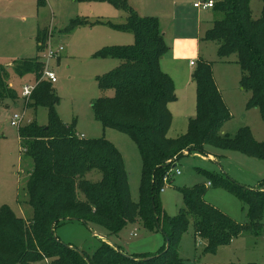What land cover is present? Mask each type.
<instances>
[{"label": "trees", "instance_id": "16d2710c", "mask_svg": "<svg viewBox=\"0 0 264 264\" xmlns=\"http://www.w3.org/2000/svg\"><path fill=\"white\" fill-rule=\"evenodd\" d=\"M85 1L109 2L126 10L127 22L113 26L136 37L134 45L110 47L99 53L118 59L120 64L99 77L101 95L93 103V110L105 127L128 133L138 145L143 159L140 201L132 198L118 148L105 138L81 137L74 125L59 116L56 107L60 98L53 83L42 78L45 61L41 53L49 35L40 34L39 56L15 62L19 75L33 74L37 82L26 99L27 106L49 109L46 125L32 120L19 129L22 146L34 161L28 196L35 213L26 219L17 217L8 207L0 209V264H152L160 257L162 264H181L177 245L192 219L195 234L207 241L208 252L230 244L240 234L264 227V187L248 188L227 176L211 173V184L223 186L247 206V223L237 222L208 203L204 199L205 183L181 189L184 208L178 215L164 212L160 201L164 178L187 150L190 154H205L209 153L207 146H214L264 159V143L255 141L248 126L239 128L233 136L222 134L221 128L232 115L214 80L213 63L204 59L193 72L198 96L196 117L190 119L186 134L169 138L172 113L168 105L177 96L173 79L161 68L169 47L159 19L141 16L128 0ZM251 1L214 0L212 9L218 17L203 38L216 41L221 59L236 55L241 84L251 91L247 107L258 109L264 120V8L255 17ZM81 23L73 19L68 29ZM10 78L7 67H0V103L19 97ZM94 171L101 175L99 180L87 178ZM66 220H81L110 239L127 224L139 221L148 231L162 233L165 244L148 261L144 258L149 255L129 257L104 241L92 254L82 250V256L76 247L55 235L57 225Z\"/></svg>", "mask_w": 264, "mask_h": 264}, {"label": "rangeland", "instance_id": "374dc122", "mask_svg": "<svg viewBox=\"0 0 264 264\" xmlns=\"http://www.w3.org/2000/svg\"><path fill=\"white\" fill-rule=\"evenodd\" d=\"M134 1L137 4L141 2ZM199 1L182 0L183 4H186L187 13L192 12L194 4ZM161 2L163 4L165 0ZM170 3L172 5V0ZM250 6L253 15L259 17L264 8V0H252ZM213 12V9L203 10V35ZM165 14L168 15V12H163V15ZM128 15L126 10L102 1L0 0V67H7L11 75L9 83L19 94L14 101L7 99L0 103V209L8 207L17 217L26 219L32 218L35 213L28 196L34 161L22 146L19 129L32 120L46 125L49 109L45 106H27L22 92L27 84L36 81L35 75H19L15 62L39 56L38 47L42 42L38 38L45 32L49 35L43 44L45 48L57 51L60 46L64 47L62 52L46 63L57 74L58 81L53 85L60 98L56 107L59 116L65 123L74 125L78 135L83 134L86 139L105 138L118 148L124 158L132 198L135 202L140 201L143 159L138 145L128 133L105 127L96 118L93 110V103L101 95L99 77L120 64L118 59L103 57L99 53L110 47L130 46L136 42L133 33L118 30L113 26L127 22ZM217 17L214 14V19ZM73 19H80L82 23L68 29ZM161 26L162 29L170 28V19H164ZM166 43L169 53L173 49L171 36H168ZM216 45V41L203 42L200 59L213 63L214 80L231 112L232 117L227 121L224 130L233 136L239 128L248 126L255 141L264 143V120L258 109L247 107L251 91L244 89L241 84L242 71L237 60H234L236 55L233 54L227 60L221 59ZM166 54L163 57H166ZM170 54L172 55V52ZM200 59H196L197 62ZM179 64L183 71H187V62L180 61ZM176 89L177 85V99L168 105L172 113L169 138L186 134L190 119L195 118L197 114L196 83L188 90L183 88L177 92ZM108 94H111V91ZM15 113L24 115L20 126L11 122ZM207 151L213 156H207L209 153L190 154L186 151V155L179 159L177 165L182 173H173L170 181L164 183L165 190L160 192V201L164 212L169 216L178 215L184 208L181 189L199 183L206 184L210 181L211 174L227 176L248 188L264 187V159L248 156L242 150L214 146H207ZM204 156L205 159L202 158ZM87 178L96 181L101 175L94 171L88 174ZM204 199L237 222H248L247 206L223 186H207ZM138 222L127 224L122 234H118L122 242L117 239L116 244L113 239L115 236L110 239L81 220L60 222L55 228V235L65 244H74L75 246H72H77L76 248L88 254H92L104 241L120 248L122 252L125 250L128 253H138L143 250L149 252V256L156 255L155 251L160 247L157 233L160 232H150ZM131 232H136L137 236L133 233L130 235ZM177 246L181 264H264V227L257 232L240 234L230 244L220 246L215 252H208L207 241L195 234L192 219ZM162 261L163 258L160 257L152 264H162ZM43 263L45 262L38 264Z\"/></svg>", "mask_w": 264, "mask_h": 264}, {"label": "crops", "instance_id": "0c3cea01", "mask_svg": "<svg viewBox=\"0 0 264 264\" xmlns=\"http://www.w3.org/2000/svg\"><path fill=\"white\" fill-rule=\"evenodd\" d=\"M130 5L141 15V16H154L157 17L160 21V28L164 33L165 40H167L168 36H171L173 41V49L169 53L166 54V57H163L161 60V68L167 73L174 81L175 86L177 85V92L179 89H191L195 82L193 81V72L196 68L197 60L200 59L201 53V46L204 40V35L202 33V22L204 19L203 10L208 11L212 10L209 9H201L199 7L193 6V10L190 13L186 12V4H183L182 0H172V5L170 0H165L162 4L161 0L156 2H152L150 0H141L139 4H137L134 0H128ZM171 6V7H169ZM171 8V9H170ZM163 12H168V15H163ZM212 18L208 20L207 27L205 28V32L210 29L214 22V12L212 13ZM164 19H170L171 27H167L166 29H162L161 24L163 23ZM170 31L172 34H170ZM218 47V45H216ZM172 52V55L170 54ZM196 60V61H195ZM236 60V57L234 58ZM187 62V71H183L180 67L179 62ZM191 61H195L196 64L192 65ZM226 62V61H225ZM165 65V69H164ZM180 67V68H179ZM179 77V80H177ZM186 83V84H184ZM217 84V83H216ZM218 86V85H217ZM219 89V87H218ZM220 90V89H219ZM221 91V90H220ZM229 122V121H228ZM226 122V123H228ZM222 130V134L229 135L224 129L225 125ZM83 135V134H82ZM81 136V135H80ZM84 136V135H83ZM85 137V136H84ZM213 156L212 154H208L207 156ZM215 157V156H214ZM206 158V156L202 157ZM208 187L209 182L206 183ZM140 224V222H138ZM135 229V228H134ZM123 231V230H122ZM121 231V232H122ZM135 231V230H134ZM119 234H122V233ZM151 232V231H150ZM133 232L130 233L132 235ZM134 236H137V233H133ZM159 242L158 250L155 251L156 253L164 246L165 244V236L162 233H157ZM113 238L116 244V240L122 242L121 237L117 235ZM121 236V235H120ZM74 245V244H72ZM125 245V244H124ZM75 246V245H74ZM119 247H121L118 244ZM77 247V246H76ZM122 249V248H121ZM123 250V249H122ZM125 252V250H124ZM129 255H149V252L140 251L138 253H128Z\"/></svg>", "mask_w": 264, "mask_h": 264}, {"label": "built area", "instance_id": "2783aa9c", "mask_svg": "<svg viewBox=\"0 0 264 264\" xmlns=\"http://www.w3.org/2000/svg\"><path fill=\"white\" fill-rule=\"evenodd\" d=\"M214 5V0H200L199 2H196L194 4L195 7H199L201 9H209V8H213ZM42 44V43H41ZM64 50L63 46H60L58 48L57 51H55L54 49H47V47L44 49V51L41 53L42 59H44L45 61V68L43 71V75L42 78H45L47 80H49L51 83H56L58 81L57 79V74L51 70L48 66H47V61L58 55L59 52H62ZM192 65H195L196 62L195 61H191ZM37 82L35 81L32 84H27L22 92V95L26 98L29 99V97L31 96L35 86H36ZM24 120V115L19 114V113H15L12 117V124L15 126H20L21 123ZM81 137H84L83 135H81ZM173 173L175 174H181V169H179L178 167H176L175 169L173 168L170 172L167 173V175L164 178V183L167 184L169 182V180L172 178ZM209 185H212L211 182L209 181ZM165 190V186L162 188V192Z\"/></svg>", "mask_w": 264, "mask_h": 264}, {"label": "water", "instance_id": "95a60500", "mask_svg": "<svg viewBox=\"0 0 264 264\" xmlns=\"http://www.w3.org/2000/svg\"><path fill=\"white\" fill-rule=\"evenodd\" d=\"M187 153H190V150H187ZM166 246H167V247H166L167 249H168L169 246H170V240H169L168 238H167V244H166ZM71 247H72V245H71ZM116 249H118V248H116ZM77 250H78V252H79L82 256H84V253H83L80 249L77 248ZM124 255L129 256V257H132V256L128 255L127 253H124ZM158 256H160V255H158ZM152 258H154V257H153V256L145 257L144 260L148 261V260H151Z\"/></svg>", "mask_w": 264, "mask_h": 264}]
</instances>
